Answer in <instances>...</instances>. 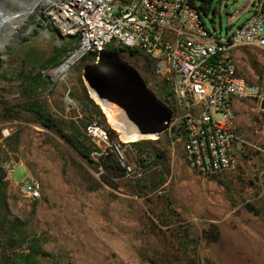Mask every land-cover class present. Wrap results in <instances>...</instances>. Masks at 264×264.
Wrapping results in <instances>:
<instances>
[{"label": "rangeland", "instance_id": "rangeland-1", "mask_svg": "<svg viewBox=\"0 0 264 264\" xmlns=\"http://www.w3.org/2000/svg\"><path fill=\"white\" fill-rule=\"evenodd\" d=\"M30 1L0 0V8L16 12L20 2ZM247 1L214 0L215 13L202 14L208 30L226 37L249 15L246 12L229 26L228 13ZM32 10L15 22L16 28H0V166L6 172V219H18L20 228L40 238L49 255L40 263L264 264V131L254 133L259 129H254V109L258 110L254 102L235 105L246 128L243 144L236 150V169L212 175L192 170L184 158L173 110L167 129L131 143L126 154L137 162L135 173L126 176L122 169L115 173L100 161L80 157L60 134L20 108L25 100L35 99L64 131L77 128L80 138L85 137L90 121L113 130L115 136L110 139L120 138L101 107L123 136L122 120L138 118L129 97L115 100L126 109H116L122 120L111 106L93 99L83 70L97 59L96 53L93 60L91 54L79 59L62 78L49 74L59 64L47 60L61 63L75 47L76 37H63L46 23L37 6ZM105 49L117 51L112 44ZM118 55L138 71L158 98L167 99L169 84L151 62L138 53ZM235 56L239 72L264 87V51L240 48ZM37 73L40 78L34 77ZM86 95L100 114L84 110ZM9 105L14 110L5 108ZM169 105L174 109L172 101ZM27 179L41 182L39 199L24 195L22 183ZM210 225L219 232L216 240L202 236ZM173 226H187L189 235L197 236L195 251L181 243L186 236L178 239L170 234Z\"/></svg>", "mask_w": 264, "mask_h": 264}, {"label": "built area", "instance_id": "built-area-1", "mask_svg": "<svg viewBox=\"0 0 264 264\" xmlns=\"http://www.w3.org/2000/svg\"><path fill=\"white\" fill-rule=\"evenodd\" d=\"M35 3L46 23L55 26L63 37H76L75 47L63 61L75 54H79L76 62L91 52L98 55L110 44L134 49L149 58L169 84L187 165L204 175L236 169V145L243 140L234 127V102L252 100L264 124V109L260 107L264 87L239 72L234 52L240 48L264 51V0H249L228 13L229 26L246 12L249 15L226 37L208 30L191 0ZM54 69L48 71L51 76ZM101 111L115 129L108 113L102 107ZM85 135L93 145V160L111 155L126 176L135 173L137 162L128 160L126 154L132 142L121 137L110 139L107 128L96 121L86 125ZM41 190L38 180L22 183L24 195L32 200L40 198Z\"/></svg>", "mask_w": 264, "mask_h": 264}, {"label": "trees", "instance_id": "trees-1", "mask_svg": "<svg viewBox=\"0 0 264 264\" xmlns=\"http://www.w3.org/2000/svg\"><path fill=\"white\" fill-rule=\"evenodd\" d=\"M199 11L202 14H208L212 12L215 13L216 8L213 5L214 0H191ZM117 52H129L130 54L136 53L134 49L124 48V47H116ZM91 54V60L94 59L95 53ZM88 55V54H87ZM147 62H151V60L145 56H143ZM53 63L55 65L60 64V60H53L50 58L46 63ZM40 78V73H37L36 76ZM167 91V99L162 100L167 105L171 103L172 95L170 88H166ZM86 103L84 104V110L89 111V114H100L98 106L93 102L92 99L85 96ZM84 103V102H83ZM170 106V105H169ZM171 107V106H170ZM7 110H14V106L9 105L5 107ZM25 111L32 112L36 118V120L40 123L41 126L55 130L60 136L64 139V141L74 149L77 154L85 160L92 161L91 158V142L89 138L85 135V137L80 138L81 133L77 128H67L68 131H64L61 126L58 124L56 119L51 116L49 111L42 105L37 104L35 99L25 100L21 105ZM109 136L113 138L114 131L109 129ZM181 136V133L179 131ZM100 164L104 167L111 168L116 173L121 170L115 160L110 157H100ZM6 172L2 166H0V264H41L40 258L45 256H49L42 248L40 238L36 235H30L25 229L20 228L18 219H14L12 221H8L6 219ZM249 210L255 212L253 207L247 205ZM5 211V212H4ZM170 234L180 239L186 236V239L181 241L182 244H186L189 250L195 251V247L198 243V238L196 235H189V228L186 226L184 229H180L179 226H173L170 230ZM187 236L188 239H187ZM202 236L204 238H209L212 240H216L219 237V232L216 230L214 225H210L209 229H205L203 231Z\"/></svg>", "mask_w": 264, "mask_h": 264}, {"label": "water", "instance_id": "water-1", "mask_svg": "<svg viewBox=\"0 0 264 264\" xmlns=\"http://www.w3.org/2000/svg\"><path fill=\"white\" fill-rule=\"evenodd\" d=\"M99 53L102 59L86 64L83 77L85 73L88 75L92 87H106L114 100L119 97L123 100L131 98L134 101L132 109L138 103L139 106L151 110L158 118L155 129L157 136L167 129L173 118L172 108L156 96L133 66L119 58L117 51L105 49ZM110 56H113L114 60L110 59ZM260 107L264 109V100Z\"/></svg>", "mask_w": 264, "mask_h": 264}, {"label": "bare ground", "instance_id": "bare-ground-1", "mask_svg": "<svg viewBox=\"0 0 264 264\" xmlns=\"http://www.w3.org/2000/svg\"><path fill=\"white\" fill-rule=\"evenodd\" d=\"M35 4H36L35 0H31L28 3L20 2L21 9L16 12H5V10L3 11V9L0 8V28H4V29L6 27H8V29L9 27L11 29L16 28L17 24L15 22L21 19V17H23L24 15L33 11L32 8L35 6ZM78 57H79V54H75L74 56L69 57L68 59L64 60L60 66H58L51 72L52 76L60 77V78L64 77V73L68 69H70V67L74 64V62H76V59ZM97 59H102L100 53H98ZM84 77H85L86 83L89 87V90H90V93L93 99L99 104H103L109 107L111 106V110L122 120V117L118 115V112L116 111V109L117 107L119 109L120 107L125 109L123 104L115 102V100L112 98V96L110 95V92L108 91L106 87L104 86L92 87L91 83L88 80V75L86 73L84 74ZM125 110H122V111H125ZM132 112H134L138 117L135 122L122 120L124 122L123 128H124L126 135L123 136L118 130V128L113 125V127L119 133V136L121 137V139L127 142H133V141H138L140 139H143L145 137L150 138V137L155 136L156 135L155 129L157 126V121H158V118L156 117V115L148 108H143L142 106H139L138 103H136V106L132 109Z\"/></svg>", "mask_w": 264, "mask_h": 264}, {"label": "crops", "instance_id": "crops-1", "mask_svg": "<svg viewBox=\"0 0 264 264\" xmlns=\"http://www.w3.org/2000/svg\"><path fill=\"white\" fill-rule=\"evenodd\" d=\"M234 55H235V52H234ZM242 102H244V101H236V102H234V109L236 110V108H235V105L238 103H240L241 105H244V103H242ZM254 112H255V117H256V119H255V121H254V123H255V126H254V129L256 128V127H259V129L257 128V130H254V133H261V132H263L264 131V128H263V123L260 121V118H259V114H258V111L256 110V109H254ZM242 117H243V115L240 117V119L237 117V112H236V118H235V120H234V127H235V130H236V132H237V134L239 135V137L241 138V139H243V136H244V133L246 132V128H245V126H244V124H243V121H242ZM242 144L243 143H238L237 145H236V150H240V147L242 146ZM238 163H239V155H238ZM223 173H226V172H223Z\"/></svg>", "mask_w": 264, "mask_h": 264}, {"label": "flooded vegetation", "instance_id": "flooded-vegetation-1", "mask_svg": "<svg viewBox=\"0 0 264 264\" xmlns=\"http://www.w3.org/2000/svg\"><path fill=\"white\" fill-rule=\"evenodd\" d=\"M130 81H131V80L129 79V83H131Z\"/></svg>", "mask_w": 264, "mask_h": 264}]
</instances>
